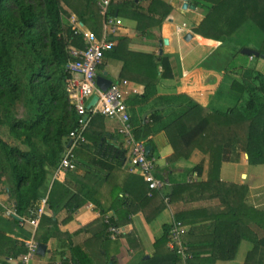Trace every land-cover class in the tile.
<instances>
[{"label":"trees","instance_id":"16d2710c","mask_svg":"<svg viewBox=\"0 0 264 264\" xmlns=\"http://www.w3.org/2000/svg\"><path fill=\"white\" fill-rule=\"evenodd\" d=\"M153 2L161 3L158 0ZM96 4L95 0H88L86 6L79 10L72 0H0V129H8L9 135L17 142L15 145L10 144L0 137V186L8 184L10 199L20 217L28 213L33 217L36 215L39 209L36 204L40 200V191L46 184L48 173L58 167L67 148L70 132L77 127L78 116L66 91L71 78L66 72L69 61L67 48L75 46L83 49L85 43L82 36L75 34L70 24L65 25L63 16L71 17L73 11L81 23L99 34L104 18L100 15L99 6L95 9ZM192 4L207 9L206 18L194 32L204 38L220 41L233 50L226 72L232 76V90L240 95L237 104L221 112L203 106L186 94L157 97L158 87L174 79L171 63L164 56H147V61L141 60L134 66V58L138 55L133 54L132 59H127L123 55L127 50H122L120 58L124 68L120 79L138 80L140 83H137L143 85L145 91L138 100L140 104L161 102L166 107L152 112L146 120H136L129 113L137 140L143 141L148 136L164 132L174 150L169 159L171 164L188 160L195 151L209 157L211 173L208 182L182 185L184 191H202L205 188L203 184L208 185V188L219 193L215 197L225 208L211 217L209 225L203 226L217 235V238L214 237L206 244L209 247L205 252L207 257H202L205 253L196 246L199 244L185 241L187 236L196 234L199 229L193 221L187 222L191 215L182 213V218L177 215L175 221L191 227L183 237L188 253L193 256L188 264H214L220 259L234 258L238 237L230 233L224 236L229 228L223 227L233 225L232 222H235L233 226L236 227L240 223V212H244L252 223L264 229V213L248 207L243 200L239 209L232 207L231 201L229 203L228 198L223 196L227 186L220 181L219 176L223 163L235 160L240 152L248 155L250 165H264V74L251 62H257L260 57L242 53L244 48H250L264 55V0H192ZM167 9L158 21L159 24L171 12L170 7ZM153 12L151 7L147 12L139 9L136 0H119L112 4L109 15L117 17L126 14L143 22L147 19L152 21L148 14ZM250 26L255 27L262 36L261 45L251 46L248 41L239 45L232 39L243 27ZM137 28L143 34L148 30L140 24ZM125 41L120 40V44L107 52L105 57L119 56L124 46L121 44ZM103 119L101 115L93 117L85 132L86 142L79 144L74 151L76 156H79L81 149L82 152L84 148L92 150L93 143L96 147L100 145L101 151L107 150L103 141L106 134L102 130L91 132L93 125L97 127V124H104ZM115 157H119L120 162L117 163L121 164L125 154L120 152ZM199 168L195 167L196 170ZM59 187L63 188L56 182L47 200L52 210L60 205L69 192L64 187L63 195L55 200V191ZM136 187L137 191L134 190ZM132 190L135 192H131L130 197L125 198V194L118 197L124 209L116 210L111 217V223L116 227L128 223L127 218L135 212L131 205L136 198L141 197L139 201L143 206L155 198L163 203L166 197L172 199L177 189H173L174 194L154 191L148 197L147 184L142 177L135 176ZM77 198V195L73 196L66 206L72 207ZM100 208L105 216L108 210ZM10 219L19 224L16 218ZM45 220L55 224L52 218L43 216L42 223ZM103 225L104 235L110 240L106 233L107 226ZM170 225L163 226L164 236L155 243L156 247L161 243L166 246L169 242ZM48 239L49 236L40 239V243L47 244ZM258 246L254 244V251L249 258L258 251ZM23 252V244L0 232V264H8L9 260L17 259ZM75 258L76 264L83 263L82 258ZM249 258L246 264L251 261ZM164 259L167 261L165 264L180 263L177 251L170 250L169 256Z\"/></svg>","mask_w":264,"mask_h":264},{"label":"crops","instance_id":"0c3cea01","mask_svg":"<svg viewBox=\"0 0 264 264\" xmlns=\"http://www.w3.org/2000/svg\"><path fill=\"white\" fill-rule=\"evenodd\" d=\"M72 1L77 4L79 10H82L88 2V0ZM158 1L161 3L156 2V4L153 0H136L139 9L144 12L150 7L153 9L154 12L148 14L152 21L147 19L139 22L133 19V16L117 15L122 25L115 37V46L120 44V40L126 41L121 44L124 45L123 48L121 50L119 48L121 51L119 56L105 57L98 76H105L112 82L128 81L124 92L129 113L131 112V116L133 114L136 120H146L152 112L164 110L166 107L156 101V103L140 104L138 100L145 91L143 85L139 84L138 80L120 79L124 68L121 60L122 50H127L123 54L127 59L138 55L134 58V66L141 60L147 61V56H164L171 63L174 79L158 87L157 97L186 94L214 111L225 112L233 108L240 95L232 90L233 79L226 72L232 60V48L194 32L206 18L207 9L201 5L194 6L192 0ZM94 7L96 9L98 5ZM169 7L171 12L159 24L158 21ZM72 18L79 21L76 14H73L68 19L69 24ZM99 19L101 20V17ZM138 23L148 29L146 34L137 28ZM81 25L83 29L92 31L83 23ZM102 31L103 24L98 35H101ZM188 35H191V38L186 40ZM249 43L251 46L254 45ZM261 61L251 60L258 70ZM159 72H162V67L159 68ZM127 73L125 75L129 76ZM102 121L104 124H97V127L93 125L91 132L102 130L106 134L103 140L107 147L106 151H101L100 145L96 147L91 142L92 150L84 148L83 152L82 149L79 151V156L75 155L77 162L75 171L60 174L56 173L57 168L49 171L46 184L40 191V200L36 204L38 208H44L37 230L30 223L36 215L33 217L28 213L21 217L26 221L22 227L7 216L6 210L15 208V205L10 199L8 184L4 183L0 186V232L21 245L32 239L39 245H45V255H37L34 264H76V256L82 258V264H145L150 261H155L153 264H165L167 261H164V258H167L170 252L169 245L167 243L165 246L161 243L156 247L155 243L164 236V225H170L177 215L182 218V213H187L191 215L187 222L193 221L199 229L196 234L187 236L185 241L197 243L199 245L196 246L201 248L203 253L207 252L209 249L208 245L206 246L207 242L214 237L217 238V235L204 229L203 226L209 225L211 217L225 208L215 197L219 196V193L213 188H208V185L203 184L205 188L202 191L196 189L184 191L182 185L208 182L211 173L209 157L195 151L188 160L171 164L169 159L174 154V150L164 132L142 140L146 147L150 148L149 155L155 157L158 162L157 176L167 183L163 194L173 193V189H177L174 191L175 194L173 193V198L168 197L169 204L166 203L165 198L164 204L159 198H155L144 206L140 204L141 197L136 198L135 202L131 201L133 203L131 208L135 212L127 218L128 223L121 226L125 228L126 233L118 240H109L105 237L104 216L100 207L108 210L106 215L111 217L115 215L116 210L124 209L118 197L125 194V198H128L131 192L137 191L138 187L134 189L135 191L132 190V183L133 178L140 175L129 169V150L125 138L119 133L121 127L119 120L104 117ZM120 152L122 155L125 154V159L123 158L122 163L118 164L119 157L115 156ZM195 167L200 168L196 170ZM219 176L220 181L227 186L223 196L228 198L229 203L231 201L232 207L239 209L243 200L248 207L264 213V165H250L247 154L240 152L235 160L223 163ZM56 182L63 188H56L55 200L63 195L65 188H68L69 192L60 205L52 210L47 200ZM75 195L78 198L73 202L72 207L66 206ZM240 213V223H237L236 227L233 226L235 222H232L233 225L223 227V229L229 228L224 236L230 233L231 236L238 237L234 258L220 259L214 264H246L250 253L254 251L255 243L259 245L258 251L249 258L251 259L249 264H264V229L252 223L248 217H245L244 212ZM43 216L47 219L52 218L55 224H49L46 220L42 223ZM189 228L191 229L190 226ZM48 236L47 244L40 243V239ZM207 256L205 253L202 257ZM19 258L16 262H10L19 264Z\"/></svg>","mask_w":264,"mask_h":264},{"label":"built area","instance_id":"2783aa9c","mask_svg":"<svg viewBox=\"0 0 264 264\" xmlns=\"http://www.w3.org/2000/svg\"><path fill=\"white\" fill-rule=\"evenodd\" d=\"M100 8V15L104 18L103 31L101 35L93 31L83 29L81 23L76 18L70 20L76 35L82 36L85 47L80 49L69 46L67 53L69 61L66 72L71 76L67 85V94L71 106L78 116L77 127L70 132L67 148L56 169V173H68L77 169V162L74 151L79 144L85 143V132L88 130L92 118L102 115L106 118L117 119L121 123L119 133L125 138V143L129 150L130 171L139 174L148 186L149 196L154 191H163L167 183L163 178L157 176V160L147 154L146 145L143 141L137 140L134 136V128L126 103L124 88L128 86V81H114L107 91H102L97 85L98 71L103 65L105 54L115 47V37L119 33L122 21L117 17L109 15L112 4L119 0H95ZM185 27V25H184ZM94 96H98L97 104L88 109V104ZM167 204L170 199L165 198ZM7 216L16 218L19 226H24L26 222L16 211V208L6 210ZM44 208H39L35 218L30 223L37 230ZM107 226L106 233L110 239L116 240L126 233L125 228L116 227L111 223V216L103 218ZM189 228L182 222L173 221L169 230V248L177 251L180 255L179 264H188L193 256L188 253V248L183 241V237L188 233ZM39 243L34 239L24 243V252L19 258V264H34L38 255Z\"/></svg>","mask_w":264,"mask_h":264},{"label":"rangeland","instance_id":"374dc122","mask_svg":"<svg viewBox=\"0 0 264 264\" xmlns=\"http://www.w3.org/2000/svg\"><path fill=\"white\" fill-rule=\"evenodd\" d=\"M71 14L73 15L74 12L71 11ZM69 18H70L69 15L68 16L64 15L63 22L65 23V25L69 24V20H68ZM233 39L238 44L246 43L248 41V42L253 43L256 46H259L262 43V36H260V34H259V32H257L256 28L252 27V26H250L249 28L245 27L244 29H242L237 35H235V37H233ZM259 57H260L259 60H262L261 63H259V68H260L259 71L264 74V59L261 56H259ZM259 60L257 62H259ZM0 137H2L4 140H6L10 144H14V145L17 144V142L9 135V131L6 128L0 129ZM118 239H116V240H118ZM18 258L9 260L8 264H12L10 261L16 262L18 260Z\"/></svg>","mask_w":264,"mask_h":264},{"label":"water","instance_id":"95a60500","mask_svg":"<svg viewBox=\"0 0 264 264\" xmlns=\"http://www.w3.org/2000/svg\"><path fill=\"white\" fill-rule=\"evenodd\" d=\"M191 38V35H188L186 40H189ZM243 54H247L249 56H256L259 57L261 56L264 59V55H260L258 52L251 50V49H243L242 50ZM112 81L108 80L107 78H105V76H98L97 78V85L98 87L102 90V91H107L108 88L111 86ZM99 100L98 96H94L92 98V100L90 101V103L88 104V109H91L92 107H94L97 102ZM147 154H150V148L147 147L146 148ZM248 156V155H247ZM46 253V246L45 245H39V249H38V255L39 256H44Z\"/></svg>","mask_w":264,"mask_h":264}]
</instances>
